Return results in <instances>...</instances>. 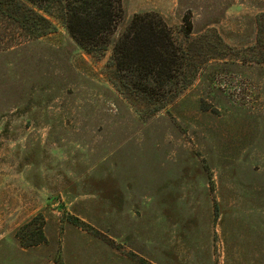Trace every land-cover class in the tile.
I'll return each mask as SVG.
<instances>
[{
    "label": "rangeland",
    "instance_id": "rangeland-1",
    "mask_svg": "<svg viewBox=\"0 0 264 264\" xmlns=\"http://www.w3.org/2000/svg\"><path fill=\"white\" fill-rule=\"evenodd\" d=\"M122 8L105 51L76 45L59 2L38 12L50 33L0 50V264H264V0ZM147 12L182 49L161 105L111 63Z\"/></svg>",
    "mask_w": 264,
    "mask_h": 264
},
{
    "label": "trees",
    "instance_id": "trees-1",
    "mask_svg": "<svg viewBox=\"0 0 264 264\" xmlns=\"http://www.w3.org/2000/svg\"><path fill=\"white\" fill-rule=\"evenodd\" d=\"M38 12L48 13L54 2L62 4L69 37L83 51L92 54L107 49L109 38L123 18L122 0H25ZM21 0H0V23L20 31L0 39V50L15 48L52 31L48 20ZM190 15L183 18L182 31L189 36ZM22 40V41H21ZM172 38L171 29L156 13L135 14L114 41L111 63L120 85L161 105L179 95L182 51Z\"/></svg>",
    "mask_w": 264,
    "mask_h": 264
}]
</instances>
